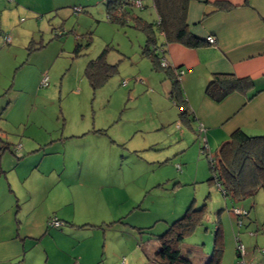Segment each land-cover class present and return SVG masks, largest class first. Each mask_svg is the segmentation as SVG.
<instances>
[{
    "label": "rangeland",
    "instance_id": "1",
    "mask_svg": "<svg viewBox=\"0 0 264 264\" xmlns=\"http://www.w3.org/2000/svg\"><path fill=\"white\" fill-rule=\"evenodd\" d=\"M16 4L21 12V24L30 21L31 26L21 31L8 46L0 35V126L7 128L8 142L14 143L22 136L43 140L46 133L61 127L62 119L69 128L67 132L74 126L78 131L85 123L94 128L108 127V134L102 139L108 143L114 141L106 144L110 149H103L104 155H101L95 144L87 142L92 138L82 143L74 140L78 143L76 151L85 148L87 152L99 153L97 157L102 156V161L95 163L99 169L81 173V177L79 173L76 175L80 180L70 188V196L63 201L68 203L64 210L71 215H93L92 223L102 228L69 232L70 229L65 231L66 226H63L58 230L64 229L68 239H82L79 252L85 250L91 257L95 255L90 264H151L157 242L148 231L139 234L136 228L153 226L151 233L159 235L168 224L181 218L193 201L196 208L205 202L206 221L182 243L181 250L192 252L193 264H204L212 253L215 229L220 221L222 233L233 245L223 250L220 264H236L239 260L234 251L233 235L238 234L240 240L243 239L250 218L258 217L260 224H264L263 192L243 202L231 203L213 183H208L207 156L214 155L216 149L208 148L202 154V143L195 141L189 150L167 157L171 147L161 150L169 145L156 144L165 132L148 131L154 121L151 117L157 116L158 110L151 106L146 94L129 97L127 86L121 85L122 81L129 83L135 78L129 74L146 67L139 57L145 45L144 35L129 24H108L105 0H25L24 8ZM144 5L145 8L136 10L135 14L151 22L156 18L152 2L145 0ZM58 6L61 8L58 12L48 11ZM79 7L83 13L74 15V9ZM48 24L64 30L66 36L53 40L41 54L34 52L27 59L30 41L35 44L41 39L43 43L48 42ZM88 38H91L89 48L74 58L75 40L85 45ZM106 47L107 62L117 64V72L93 91L84 77V69ZM44 78L47 84L42 86ZM179 112L175 106L172 114L176 118ZM166 113V116L171 115V112ZM136 121L137 126L148 129L132 133L128 127L135 126ZM80 156L70 159L83 163ZM75 174L77 172L72 176ZM245 202L253 203L252 215L244 217L243 226L238 227L230 211ZM262 235L260 232L258 236ZM258 247H264V243ZM93 250L95 254L91 253ZM247 254L246 251V264H264L261 250L253 254V261Z\"/></svg>",
    "mask_w": 264,
    "mask_h": 264
},
{
    "label": "crops",
    "instance_id": "2",
    "mask_svg": "<svg viewBox=\"0 0 264 264\" xmlns=\"http://www.w3.org/2000/svg\"><path fill=\"white\" fill-rule=\"evenodd\" d=\"M24 1L0 0V35L10 38L7 46L21 31L24 32V29L31 26L30 21L21 24L22 21L19 20L21 12L16 3L23 6ZM218 4L228 5L229 8L219 10ZM54 6L55 4L52 7ZM59 9L61 8L58 6L48 11L58 12ZM186 19L190 34L205 41L208 37L215 39L214 45L198 49H188L180 44L164 47L161 58L167 62L168 67L173 71H185L179 86L181 98L189 111L187 121L181 120L183 124L180 122V112L176 118L172 114L177 106L171 98L174 89L173 75L153 70L150 61L141 56V53L139 57L146 67L129 74L128 76L133 75L135 78L123 85L127 86L129 97L138 93L146 94L151 106L158 110V115L151 117L154 121L148 133L159 130L165 132L164 136L155 140L158 145H169L159 147L161 150L171 147L167 157L189 150L192 143L197 141L198 124L205 130L198 135L199 141L204 140L207 149H217L237 130L244 131L248 136H264V0H193L188 5ZM21 25L25 28H21ZM49 27L48 42L43 43L41 39L40 43H34L36 50L27 52V59L34 52L41 54L53 40L63 38H55L52 29L56 27L48 24ZM157 43H163L162 36H159ZM40 46L42 48L38 49ZM26 63L25 61L23 65ZM216 75L249 80L251 84H246L241 90L233 89L217 103L205 94L209 81ZM163 108L167 110L164 111ZM166 112H171V115L166 116ZM143 119L145 123L146 118ZM141 120L142 118L137 121L140 123ZM137 121L135 126L128 127L132 133L148 129L137 126ZM65 125V120L63 124L62 119L61 127L46 133L43 140L22 136L14 143L8 142L10 134L7 128L0 126V147L6 145L8 148L0 155V264L93 263L95 255L91 257L85 250L79 252L82 239H68L64 232L68 229L70 232L102 226L92 223L93 215H71L64 210L68 203L63 201L70 196V188L80 180L76 175L79 173L81 177V173L88 174L95 168L99 169L100 166L95 163L98 161L100 164L102 156H97L99 153L104 155V150L110 149L106 144L114 141L108 143L105 138L102 139L108 134V127L94 128L85 123L78 131L74 126L67 132L68 127ZM74 140L95 144L99 153L87 152L83 147L82 151H76L75 145L78 143ZM79 154L83 163L70 159ZM96 157L97 160H94ZM73 172L77 174L72 176ZM239 209L251 212L253 203L250 205L245 202ZM51 218L65 223V231L58 230L61 227H49L48 221ZM248 225L241 241L248 252L247 257L253 261V254L264 249L258 247L264 243V235L258 236L260 232L264 234V224H260L256 217L253 220L250 218ZM224 245L225 248L233 247L225 235Z\"/></svg>",
    "mask_w": 264,
    "mask_h": 264
},
{
    "label": "trees",
    "instance_id": "3",
    "mask_svg": "<svg viewBox=\"0 0 264 264\" xmlns=\"http://www.w3.org/2000/svg\"><path fill=\"white\" fill-rule=\"evenodd\" d=\"M13 1V0H12ZM137 0H105V14L106 20L110 24L124 26L131 25L134 29L141 32L145 37L144 47L141 50V56L147 58L153 70L162 71L164 73H171L173 75L174 89L172 92V100L180 108L179 118L180 122L187 121L189 111L185 107V102L181 98L180 83L176 77V71L172 68H163L160 65L161 56L164 54V47L169 44H180L188 49H198L209 45L207 41L201 40L190 34L187 26V9L188 5L193 0H151L152 8L155 13V19L148 22L135 14L136 10L145 8L144 1L141 6L135 5ZM219 10H226L228 5H217ZM83 13L82 8L74 9V15ZM55 38L66 36V32L62 29L55 28ZM159 36H162L163 43L158 45L157 41ZM88 38L85 45L75 44L73 55L77 58L83 50L87 49L90 45ZM3 40L6 44L10 43V38L4 36ZM35 44L30 41L27 46V52L31 53ZM42 46L38 47V49ZM108 47L104 48L96 58L89 61L84 69V77L86 78L89 86L93 91L104 85L111 76L117 72V64H109L107 62ZM122 81V85H123ZM127 82V81H126ZM250 85L249 80H237L232 76H214L209 81L205 94L213 101L219 103L233 89L239 88L240 90L245 85ZM182 120V121H181ZM183 124V123H182ZM196 127V138L199 141L198 127ZM202 149L201 153L205 154L207 147L205 141L201 140ZM6 145L0 147V155L7 150ZM207 156V154H206ZM209 179L208 183H213L221 193L222 197L229 200L231 203L243 202L249 198L254 197L259 191L263 192L264 196V136H248L242 130L235 131L229 140L223 142L214 152V155L207 156ZM177 170L180 167L176 166ZM209 198V196H208ZM239 210L240 215H232L237 222V226H243L244 217H248L249 211L244 209L232 208ZM206 203L203 202L200 208L194 206V201L188 206L181 218H178L167 225L166 230L159 234L153 235L152 228H136L139 234L148 231L149 234L154 236L157 242V248L154 255L151 257V264H193L191 260L192 252L189 250L183 253L181 250L182 243L193 236L197 227L201 226L206 221ZM220 219V218H218ZM219 221V220H218ZM65 223H63V226ZM111 226V224H108ZM221 223L217 222L215 229V236L213 241V249L209 258L204 264H220L223 255L224 234L222 233ZM252 235V234H250ZM234 251L236 259L245 262V246L239 238V235H233ZM242 245L244 248V256L241 257L236 247ZM264 252V249L261 250ZM123 264V263H121Z\"/></svg>",
    "mask_w": 264,
    "mask_h": 264
},
{
    "label": "built area",
    "instance_id": "4",
    "mask_svg": "<svg viewBox=\"0 0 264 264\" xmlns=\"http://www.w3.org/2000/svg\"><path fill=\"white\" fill-rule=\"evenodd\" d=\"M7 1L11 2L12 0H7ZM135 5H137V6H141V2H140L139 0H137V1L135 2ZM206 41H207V43H208L209 45H214V43H215V39H214L213 37H208V38L206 39ZM160 65H161V67H163V68L168 67L167 62H166L164 59H161V61H160ZM184 74H185V71H184V70H181V69L176 70V77H177V80H178L179 83L181 82L182 77L184 76ZM46 84H47V81H46V78H44V79L42 80L41 85H42V86H45ZM126 84H127V82L124 81V82H123V85H126ZM198 131H199V132H202V131H203V126H202L201 124H200L199 127H198ZM232 214H233L234 216H236V215L238 216V215L241 214V212H240L239 210H233V211H232ZM48 226L51 227V228H60V227L63 226V223H62L60 220L56 219V218H51V219L48 221ZM236 251H237V253H238L241 257L244 256V248H243L242 245H238V246L236 247ZM236 264H245V263H244L243 260H239Z\"/></svg>",
    "mask_w": 264,
    "mask_h": 264
}]
</instances>
